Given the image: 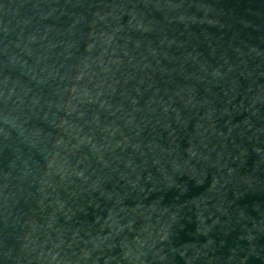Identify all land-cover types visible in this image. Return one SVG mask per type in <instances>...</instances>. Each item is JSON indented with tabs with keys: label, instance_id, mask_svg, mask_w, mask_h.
Returning a JSON list of instances; mask_svg holds the SVG:
<instances>
[{
	"label": "water",
	"instance_id": "95a60500",
	"mask_svg": "<svg viewBox=\"0 0 264 264\" xmlns=\"http://www.w3.org/2000/svg\"><path fill=\"white\" fill-rule=\"evenodd\" d=\"M187 157L235 264H264V0H86Z\"/></svg>",
	"mask_w": 264,
	"mask_h": 264
}]
</instances>
